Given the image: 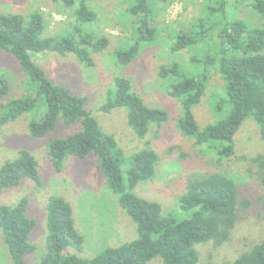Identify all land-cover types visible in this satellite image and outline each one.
Wrapping results in <instances>:
<instances>
[{
    "label": "trees",
    "instance_id": "1",
    "mask_svg": "<svg viewBox=\"0 0 264 264\" xmlns=\"http://www.w3.org/2000/svg\"><path fill=\"white\" fill-rule=\"evenodd\" d=\"M53 1L65 8L76 6L74 14L78 23L74 24L72 32L45 36L44 17L39 10L25 16L0 13V50L17 59L26 85L20 97L1 105L0 125L22 114L35 113L38 116L28 121L27 128L31 136L39 138L52 131L58 120L66 125L79 122L81 130L78 132L48 141L47 154L52 167L61 171L69 155L77 158L93 155L119 206L135 223L137 237L118 246L106 247L91 258L67 253L68 247L81 250L84 237L75 227L70 203L63 196L49 195L45 252L37 264H147L153 258H159L161 264H197L195 245L209 241L219 245L227 241L238 219V207H246L247 201L238 200L235 180L221 172L188 177L179 202L191 214L181 219L162 214L158 202L132 191L139 182L154 176L157 153L151 148L137 151L128 163L124 179L122 151L113 136L104 132L86 109V97L51 80L32 58L34 53L46 51L60 55L72 53L81 63L93 66L92 54L103 51L109 43L106 35L97 36L82 28L96 17L88 0ZM247 1L259 14L260 25L249 26L230 16L228 0H208L204 7L208 16L198 17L190 31H177L170 46L173 51L190 50V61L201 63L202 71L182 75L178 64L171 63L160 65L158 72L162 78L178 77L167 93L181 105L182 114L177 119L180 133L193 137L198 144L219 142L215 146L219 158L234 154L233 138L247 117L255 120L260 138L264 140V0ZM126 11L140 17L134 43L114 51L115 62L123 65L133 61L141 43L151 42L157 35L149 19L152 12L149 0H133ZM216 36L221 37V41L215 43L214 53L198 57L196 53L201 42L208 38L215 41ZM211 66H215L224 81L225 97L216 103V108L227 104L230 109L224 118L200 129L192 109L205 94ZM8 91V82L0 75V98ZM117 107L127 109V123L138 137H144L151 125L160 126L168 118L165 109L147 105L132 91L130 81L120 76L115 78V87L107 91L99 109L108 112ZM24 179L34 181L38 187L42 185L34 154L27 148H20L14 159L0 165V192L19 186ZM27 206L26 196L13 204L0 203V232L11 264H26L24 257L35 250L31 242L35 220L27 214ZM230 264H264V238L251 244Z\"/></svg>",
    "mask_w": 264,
    "mask_h": 264
},
{
    "label": "rangeland",
    "instance_id": "2",
    "mask_svg": "<svg viewBox=\"0 0 264 264\" xmlns=\"http://www.w3.org/2000/svg\"><path fill=\"white\" fill-rule=\"evenodd\" d=\"M208 0H149L152 8L150 23L157 35L151 42H143L136 57L127 65L114 60V51L126 49L137 36L138 15L126 11L133 0H88L96 13L94 21L82 25L83 30L97 36L106 35L109 43L98 53H93V66L81 63L74 54L60 55L56 52L34 53L32 58L54 82L61 83L79 96L86 97L85 107L96 118L101 129L115 139L122 151L123 178L131 157L142 148H151L158 155L154 176L139 182L132 190L148 200L156 201L164 215L176 219L188 217L191 211L180 206L179 198L186 190L188 177L196 174L221 172L232 177L238 188V200L247 201V206L238 207V219L227 241L216 245L212 241L195 245L197 264H230L251 244L264 238V140L260 138L258 125L252 117L244 119L233 138L234 154L219 158L215 151L217 141L198 144L177 128V119L182 114L180 102L167 90L178 77L162 78L160 65L178 64L182 75L199 73L201 63L190 61L188 49L171 50L177 31H190L198 17H207L205 4ZM76 6L65 8L53 0H0V13L14 12L27 15L39 10L44 17V32L60 35L72 32L78 23L74 14ZM229 15L239 18L249 26L260 25L259 14L247 0H228ZM217 28V27H216ZM215 33V32H214ZM217 34V31L216 33ZM201 42L198 57L212 54L215 43L221 37ZM264 52V50H263ZM209 79L201 101L193 107L195 119L202 129L224 118L230 109L216 103L225 97L224 81L208 68ZM0 75L9 85L1 105L20 97L26 90L25 78L17 59L9 52L0 50ZM130 81L131 89L149 106L163 108L168 114L160 126L151 125L144 137H138L127 123V109L117 107L105 112L99 106L105 101L107 91L115 87L116 77ZM24 90V91H23ZM25 113L17 119L0 125V165L14 159L20 148L29 149L38 163L42 185L24 179L17 187L3 189L0 203L13 204L21 197L28 198L27 214L35 220L31 242L35 250L24 257L26 264H37L45 252L46 202L49 195L63 196L71 205L75 227L84 237L81 250L68 247L67 253L82 258H91L106 247L118 246L137 237L136 225L119 206L116 195L108 188L103 173L96 166L93 155L77 158L69 155L61 171H56L48 158L47 143L51 138L64 137L81 130V124L70 125L58 120L55 128L46 135L35 138L30 135L28 121L37 117ZM259 158V159H257ZM0 264H11L6 245L0 232ZM147 264H161L153 258Z\"/></svg>",
    "mask_w": 264,
    "mask_h": 264
}]
</instances>
